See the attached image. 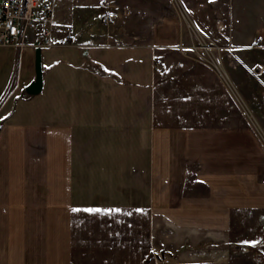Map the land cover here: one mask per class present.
<instances>
[{
    "label": "crops",
    "instance_id": "1",
    "mask_svg": "<svg viewBox=\"0 0 264 264\" xmlns=\"http://www.w3.org/2000/svg\"><path fill=\"white\" fill-rule=\"evenodd\" d=\"M58 29V44L41 48L37 95L25 89L37 41L0 46V264H146L156 253L167 254L158 264H243L194 259L200 244L160 239L157 222L233 245L234 211L264 204L252 132L190 99L204 86L152 40L114 43L99 23Z\"/></svg>",
    "mask_w": 264,
    "mask_h": 264
},
{
    "label": "rangeland",
    "instance_id": "2",
    "mask_svg": "<svg viewBox=\"0 0 264 264\" xmlns=\"http://www.w3.org/2000/svg\"><path fill=\"white\" fill-rule=\"evenodd\" d=\"M111 10L120 16L106 26L103 16ZM54 21L57 38L58 28L64 34L82 33L99 23L114 43H130L133 36L140 37L142 46L152 40L167 65L188 69L189 82L204 86L190 93V99L203 98L205 112L211 114L217 110L207 108L220 104L219 125L232 123L238 133L249 129L264 151V0H56ZM258 176L264 184V176ZM234 216L233 245L227 248L225 237L194 229L185 237L175 229L168 231L171 226L162 221L157 222V233L160 239L171 236L173 244L187 239L190 245L195 239L200 245L192 252L205 254L191 252L194 259L225 256L243 264H264V243L241 244L264 241V204L235 210ZM148 261L162 260L153 261L152 254Z\"/></svg>",
    "mask_w": 264,
    "mask_h": 264
},
{
    "label": "built area",
    "instance_id": "3",
    "mask_svg": "<svg viewBox=\"0 0 264 264\" xmlns=\"http://www.w3.org/2000/svg\"><path fill=\"white\" fill-rule=\"evenodd\" d=\"M55 5L56 0H0V46L21 48L29 37L39 41L40 48L58 44ZM119 16L116 10H111L103 16V22L107 26L114 25ZM195 254L199 256L205 252ZM161 255L153 254V260L160 262L165 256Z\"/></svg>",
    "mask_w": 264,
    "mask_h": 264
},
{
    "label": "water",
    "instance_id": "4",
    "mask_svg": "<svg viewBox=\"0 0 264 264\" xmlns=\"http://www.w3.org/2000/svg\"><path fill=\"white\" fill-rule=\"evenodd\" d=\"M35 79L34 81L27 86L26 92L30 95H37L43 89V74L44 70L42 67V50L40 47L36 48L35 50Z\"/></svg>",
    "mask_w": 264,
    "mask_h": 264
},
{
    "label": "snow or ice",
    "instance_id": "5",
    "mask_svg": "<svg viewBox=\"0 0 264 264\" xmlns=\"http://www.w3.org/2000/svg\"><path fill=\"white\" fill-rule=\"evenodd\" d=\"M73 211H80V209H73ZM84 211L90 212V213H95V212H111L112 209H104V208H96V207H88L86 209H84ZM116 211H120V209H116ZM242 243L245 244H258V243H264V241H256V240H245L242 241Z\"/></svg>",
    "mask_w": 264,
    "mask_h": 264
}]
</instances>
